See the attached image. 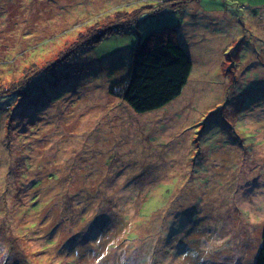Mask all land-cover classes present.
Here are the masks:
<instances>
[{
	"label": "rangeland",
	"instance_id": "1",
	"mask_svg": "<svg viewBox=\"0 0 264 264\" xmlns=\"http://www.w3.org/2000/svg\"><path fill=\"white\" fill-rule=\"evenodd\" d=\"M164 1L0 0V264L256 263L264 34L251 29L264 25L245 4L262 0ZM205 6L217 12L197 17L204 34L238 32L232 59L183 39L191 77L164 110L139 113L112 93L140 36L183 34ZM134 10L59 60L89 24Z\"/></svg>",
	"mask_w": 264,
	"mask_h": 264
},
{
	"label": "trees",
	"instance_id": "2",
	"mask_svg": "<svg viewBox=\"0 0 264 264\" xmlns=\"http://www.w3.org/2000/svg\"><path fill=\"white\" fill-rule=\"evenodd\" d=\"M176 3L179 1L167 0L165 2L166 5ZM175 7H170V9L176 11ZM136 13L137 10L122 11L116 15L114 21L102 25L100 22L89 24L90 27L86 30L79 31L78 37L67 46L66 49L69 50L61 53L59 60H67L73 49L99 42L106 33L112 30L111 23L116 21L130 22ZM228 29H226L227 33ZM113 30H118V27L114 26ZM178 30L176 25H167L140 36L133 49V64L123 80V91H117L118 89H114V87L111 88L112 93L121 94L120 96L135 111L143 113L164 110V107L182 93L185 84L188 82L193 69V59L183 44L184 42L181 41ZM227 33L225 34L227 40L223 52L209 53L211 56L218 58L224 56L232 59L230 50L234 42L240 38L234 40L235 38L230 37ZM141 214H145V211H142ZM149 237L155 238L156 233L149 234ZM259 247L255 264H264V226Z\"/></svg>",
	"mask_w": 264,
	"mask_h": 264
},
{
	"label": "crops",
	"instance_id": "3",
	"mask_svg": "<svg viewBox=\"0 0 264 264\" xmlns=\"http://www.w3.org/2000/svg\"><path fill=\"white\" fill-rule=\"evenodd\" d=\"M245 5H246L248 10L254 11L253 13H251V16L254 17L258 22H260L261 25H264V0L259 1V2H255V3L251 2V1H247ZM216 10L217 9L208 8L206 6L204 9L197 8V11H196L197 14H196L195 19H194V17L192 18V16L189 14V17L192 19H191V22L189 23V25L187 26V31L186 32L183 31V34H181V29H183V25H182V28L178 27L179 28L178 32H179V36H180L181 41H183V39L191 41V43H192L191 49L195 50L196 53H203L201 49L204 46L211 49L212 53H222L223 52L224 46L226 44L224 42V38H225V34L227 33V30H226V29H228L227 26H225V25L221 26L219 28L218 35L212 36V37L203 33L204 25H202L201 28H200V26L197 27V25H198L197 17L198 16H202V18L204 20H206L211 15V12L212 11L217 12ZM228 25H230V24H228ZM234 26H235V28H238V24L236 22L234 23ZM197 29L199 30L198 33L195 32V30H197ZM251 31L256 32L257 36H259L260 33L264 34V30H262L260 28H254V29H251ZM230 37L235 38L234 40L240 38L238 32L235 35L230 36ZM253 48H257V43H254ZM187 50L190 53H192L191 50H189V49H187ZM205 55L211 56L209 53H205ZM219 63L222 64V60H219ZM190 77H189V79H190ZM189 79H188V81H189ZM107 127H109V126H107ZM105 130H106V128H105ZM113 137H114V134H112V138Z\"/></svg>",
	"mask_w": 264,
	"mask_h": 264
},
{
	"label": "bare ground",
	"instance_id": "4",
	"mask_svg": "<svg viewBox=\"0 0 264 264\" xmlns=\"http://www.w3.org/2000/svg\"><path fill=\"white\" fill-rule=\"evenodd\" d=\"M211 36H214L213 34H210ZM61 61H63V60H61ZM29 77V75H27L24 79H23V81H25L27 78ZM231 78V77H230Z\"/></svg>",
	"mask_w": 264,
	"mask_h": 264
}]
</instances>
